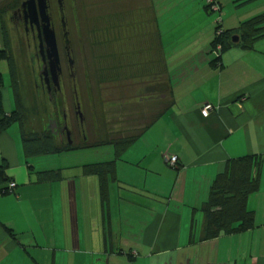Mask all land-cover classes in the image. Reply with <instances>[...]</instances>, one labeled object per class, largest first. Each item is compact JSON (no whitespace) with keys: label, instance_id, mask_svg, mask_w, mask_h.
Here are the masks:
<instances>
[{"label":"crops","instance_id":"obj_1","mask_svg":"<svg viewBox=\"0 0 264 264\" xmlns=\"http://www.w3.org/2000/svg\"><path fill=\"white\" fill-rule=\"evenodd\" d=\"M247 1L248 14L225 25L221 17L224 30L264 15V0ZM63 2L72 56L101 120L115 105L136 113L137 126L106 134L137 139L103 193L82 168L112 161V146L96 147L109 148L105 161L47 167L25 155L19 123L0 129V167L16 185L0 196V264H264V37L211 65L217 19L205 0ZM12 96L9 111L2 89L6 115ZM246 157L261 162L259 189L246 200L253 228L206 239L210 187L227 162ZM47 171L62 178L40 182Z\"/></svg>","mask_w":264,"mask_h":264},{"label":"trees","instance_id":"obj_2","mask_svg":"<svg viewBox=\"0 0 264 264\" xmlns=\"http://www.w3.org/2000/svg\"><path fill=\"white\" fill-rule=\"evenodd\" d=\"M0 31L4 45V49L0 48V62H8L14 80V72L12 70L13 63L7 47L8 39H6V37L8 35L2 23ZM219 31H221L220 35H217ZM233 37L239 38L238 43L232 42ZM260 37H264V15L241 24L237 30H224L222 25L217 23L211 48L218 52V57L211 65L220 61L221 55L232 47L249 49ZM3 85V77L0 74V129L6 130L16 123H19L22 128V113L20 111L21 101L16 92L14 82L13 94L15 110L9 115L5 114L3 108ZM136 139V137H129L128 139L110 140L100 142L95 146H86L87 144H84L83 147H59L55 145L51 138L45 136H43V138H33V136H30V138L24 137L23 148L28 158H37L76 151L80 148L84 149L92 146H112L114 149L112 161L86 165L82 168L83 175H94L98 178L101 186L100 188L104 193L106 190V183L114 176L116 161L120 159ZM260 167L261 162L256 157H246L227 162L224 170L213 181L209 190L208 199L201 210L206 221V239H215L221 235L243 233L253 228V216L252 213L248 212L246 209V200L249 195L257 192L259 189ZM6 170L7 166L3 165L0 167V196L7 194L5 191L10 183L5 174ZM61 178L62 175L60 171H47L38 174V180L40 182H53Z\"/></svg>","mask_w":264,"mask_h":264},{"label":"rangeland","instance_id":"obj_3","mask_svg":"<svg viewBox=\"0 0 264 264\" xmlns=\"http://www.w3.org/2000/svg\"><path fill=\"white\" fill-rule=\"evenodd\" d=\"M13 0H0V11L7 10ZM15 1V0H14ZM223 10H222V19L223 24L230 20L235 12H244L248 14L250 5H247V0H241V5L238 7V2L236 3H228L229 0H223ZM245 1V2H243ZM243 2V4H242ZM66 7H69L71 4V0H65ZM52 5V16L55 18L57 33L59 32V18L57 14V8L55 0H51ZM235 5L238 7L237 9L233 6ZM63 6V17L66 21L65 16V9H64V2L62 0ZM227 15V16H226ZM212 17L218 19L217 14H212ZM225 16V17H224ZM224 17V18H223ZM2 24L4 30L7 32L8 26L4 22V18L2 17ZM68 31V30H67ZM74 32V30H72ZM59 35V33H58ZM8 39L7 47L10 57L13 63V77L12 78V71L9 68L8 62L1 61L0 62V74L3 77V93L5 97V105L7 106L6 109L11 111L14 108L13 102V82L15 85L16 92L21 101V108L20 111L22 113V122H23V132L26 138H43L42 136V124L46 119V116L51 113L50 106L47 105L43 98L38 99L35 94V88L33 84L34 73H33V66L30 61V56L26 44V40L22 35H18L16 33H8L6 37ZM0 48L4 49L3 40L0 35ZM73 62L75 63V70L77 74V93H78V103L80 104V108L82 111V118L84 120L83 131L85 137L77 136V147H83L84 143H87L86 146L96 145L100 142L110 141V140H117V139H128L129 137H119V136H110L107 135V132L112 130H127L128 128H133L137 126V120L134 119L135 112L134 107H130V111L126 112L124 116L120 115V106L115 105L114 108H104L106 111V116H109V122L107 120H101V112L100 106L97 104L92 105L88 100V92L90 89H86L85 83V66L81 64L80 59L73 58ZM68 85V84H67ZM69 87V86H68ZM67 87V88H68ZM100 91V90H99ZM115 91V90H113ZM91 93V91H90ZM93 95L95 96V90H92ZM69 98L71 96L70 90L68 92ZM8 98V103H7ZM115 98V97H114ZM114 102L117 104L116 99ZM67 106V112L71 114L70 123L68 126L72 128L74 131L78 132V126L76 120H74V102L70 100ZM114 103V104H115ZM103 108V107H102ZM137 110V109H136ZM122 112V111H121ZM97 115H96V114ZM99 117V118H98ZM149 121H145L143 125L148 123ZM127 132V131H126ZM106 136V137H105ZM89 147V148H80L76 151H71L72 153L68 154H56V155H49L44 156L43 164L47 167L57 166L60 167L63 163L71 162L73 164L78 162L86 163H94L99 161H105L107 158V150L108 147L97 150L96 147ZM108 148V149H107Z\"/></svg>","mask_w":264,"mask_h":264},{"label":"flooded vegetation","instance_id":"obj_4","mask_svg":"<svg viewBox=\"0 0 264 264\" xmlns=\"http://www.w3.org/2000/svg\"><path fill=\"white\" fill-rule=\"evenodd\" d=\"M55 3L59 35L52 16L51 0H13L7 10L0 11V21L2 23L3 17L8 26L7 35L11 31L25 38L33 66L35 94L38 99L43 98L52 110L42 124V135L51 138L59 147H77V136L85 137L82 129L84 120L80 121L82 111L78 103L77 74L66 21L62 18L58 0ZM55 51L58 64L55 63ZM70 100L74 102L73 116L78 132L68 126L71 114L67 112V106Z\"/></svg>","mask_w":264,"mask_h":264},{"label":"built area","instance_id":"obj_5","mask_svg":"<svg viewBox=\"0 0 264 264\" xmlns=\"http://www.w3.org/2000/svg\"><path fill=\"white\" fill-rule=\"evenodd\" d=\"M205 6L207 10L213 14L218 15L217 23L221 24V8L219 6L218 0H205ZM221 31L217 32V35H220ZM219 49V48H218ZM213 111V107L207 105L203 108L202 114L203 116H208ZM165 163L168 167L175 169L177 167V158L175 156H165ZM16 185L14 183H9L7 186V190L5 191L7 194L11 193L15 189ZM4 193V192H3Z\"/></svg>","mask_w":264,"mask_h":264},{"label":"water","instance_id":"obj_6","mask_svg":"<svg viewBox=\"0 0 264 264\" xmlns=\"http://www.w3.org/2000/svg\"><path fill=\"white\" fill-rule=\"evenodd\" d=\"M39 2H41V0H38ZM58 5H59V9H60V12H61V14H62V18H63V20H64V17H63V6H62V0H58ZM52 36V37H51ZM50 37H51V40L53 41V44L55 45V39L53 38V34H51L50 35ZM238 41H239V38L238 37H233L232 38V42L233 43H238ZM52 46L53 47V51L55 50V46ZM55 56H56V59H55V63L56 64H58V62H57V55H56V51H55ZM80 112V111H79ZM81 114V113H80ZM80 121H81V123H82V121H83V118H82V115H81V118H80Z\"/></svg>","mask_w":264,"mask_h":264}]
</instances>
